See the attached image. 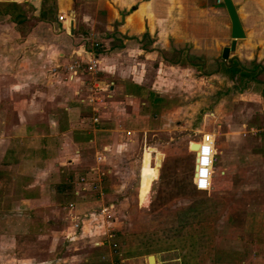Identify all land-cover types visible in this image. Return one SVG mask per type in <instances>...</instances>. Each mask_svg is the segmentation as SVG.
I'll list each match as a JSON object with an SVG mask.
<instances>
[{
	"label": "crops",
	"instance_id": "obj_1",
	"mask_svg": "<svg viewBox=\"0 0 264 264\" xmlns=\"http://www.w3.org/2000/svg\"><path fill=\"white\" fill-rule=\"evenodd\" d=\"M233 2L246 37L238 41L226 62L236 60L250 71H261V77L264 74V0ZM61 15L64 21L59 20ZM3 33H9L8 38ZM93 42L98 46L92 48ZM230 42L231 21L223 1L218 0H0V58L6 66L0 74V83L6 75L15 76L14 89L2 85L7 88H2L8 92L7 96L29 92L32 97L25 104L15 106V116L6 113L5 108L0 111V228L6 231L8 225L13 227L9 222H15L16 230L21 226L24 235L50 236L53 248L46 262H42L45 264H151L150 255L156 258L154 264H165L169 262L164 260L167 253H199L193 234L160 237L158 241L151 237L135 250L119 249L116 243L109 245L108 250L104 248L108 240H100L93 242L94 248L88 251L68 253L76 248L73 247L74 237L80 235L85 241L92 237V231L86 225L73 227L74 209L69 205L74 202L72 199L68 202L66 189L71 188V183L74 187L76 179L84 176L82 172L86 168L81 167L78 160L87 154L85 151L92 144L93 159L98 152L105 157L103 164L94 160L93 166L102 164L105 170L94 168L95 178L90 180H97L102 170L103 184L107 174L117 172L128 146L120 137L128 136L131 141L141 131L136 125V116L132 121L128 119L120 104L137 99L143 106L139 112L144 114L143 118L149 117L145 112L149 110L148 103L140 93L123 94V87L131 84L134 90L140 87L142 91L156 93L151 83L147 85L152 75L150 61L153 57L167 69L177 66L175 70H184L187 67L178 66L176 62L182 60L185 50H188L185 55L191 59L204 56L211 62L225 61L221 57L222 50ZM79 58L96 59V75H88L84 67L79 71L81 76L70 80L66 67ZM255 62L261 64L263 70L254 65ZM93 84L102 89L103 106L99 109L101 121L95 129L89 126L94 113L86 100ZM160 85L166 84L161 81ZM81 89L84 92L79 93ZM167 90L163 87L161 93ZM161 93L157 95L166 98ZM5 103H8L6 99L0 105ZM101 137L106 139L104 146L101 142L98 144ZM68 146L73 150L64 151ZM192 146H197L194 151H198L199 141L191 142ZM100 147L107 152L100 151ZM190 152V181L194 186L195 153ZM64 156L70 158L61 162ZM55 159L50 169L47 168ZM46 168L48 172L46 170L44 178L40 179L38 171ZM177 186L184 187L180 183ZM30 203L41 206L33 208ZM77 207L76 204L78 216L86 222L89 218H84L85 212ZM59 208L66 209L67 213L61 228L53 231L56 225L53 216ZM118 231L116 238L120 237ZM185 238L189 243L183 241ZM186 243L189 248L176 249ZM20 262L24 264L26 260Z\"/></svg>",
	"mask_w": 264,
	"mask_h": 264
},
{
	"label": "rangeland",
	"instance_id": "obj_2",
	"mask_svg": "<svg viewBox=\"0 0 264 264\" xmlns=\"http://www.w3.org/2000/svg\"><path fill=\"white\" fill-rule=\"evenodd\" d=\"M3 34L8 38L9 33ZM201 58L202 63L206 61L207 64L197 72L189 65L197 61L189 57L184 58L189 62L184 70H175L177 66L167 69L153 57L150 61L152 75L148 77L147 85L151 83L156 93L145 92V89L142 91L140 87L134 90L131 84L123 87V94L133 91L140 93L148 103L149 110L145 112L149 117L143 118L144 114L139 112L143 107L142 102L137 99L135 102L125 100L121 103L128 119L136 116V125L141 131L131 141L128 136L120 137L121 142L128 145L127 153H124L117 172L111 167L113 174H107V189L102 184V196L99 197L94 191H86L80 199L74 195L73 183L71 188L66 189L68 202L73 198L71 202L77 203L80 212H85L84 218H89L80 224L75 218L73 227L77 229L86 225L92 231V237L88 240H82L80 235L74 237L73 247L76 248L68 253L88 251L94 248L93 242L100 240H108L110 244L104 245L108 250L109 245L114 243L119 249L126 247L135 250L151 237L158 241L160 237L193 234L195 244L200 248L199 253H167L164 260L169 262L165 264H178V261L179 264H264V83L243 84L240 77L232 80L225 75H206L207 71L213 73L214 62L204 56ZM5 67L0 58V74ZM78 75L81 76V72L75 76ZM259 78L264 82V74ZM15 79V76L6 75L3 83H0V104L5 99L8 102L0 105V111L5 108L4 111L12 116H15V106H21L32 98L29 92L7 96L8 92L4 91L7 88L2 85L14 89ZM161 81L166 84L163 87L169 89L166 93H161ZM157 93L166 98L154 100L153 95ZM155 116L158 119L155 120ZM90 122L89 126L95 129L97 124L92 120ZM208 133L216 135L215 172L210 192L197 194L190 181L189 167L192 164L188 154H192L189 151L197 147L192 146L190 150L191 142L200 141L203 134ZM101 138L98 144L101 142L104 146L106 139ZM101 149L107 152L104 147ZM197 149H200V143ZM68 150L72 151V146L64 151ZM93 150L92 144L85 151L87 154L78 160V164L86 168L81 174L89 180L95 178V169L99 166H93L94 160L97 163L96 158L101 154L95 152L93 159ZM66 157H62L61 162ZM54 162L56 159L50 161L47 168L50 169ZM47 168L38 171L41 172L40 179L44 178ZM102 170L99 172L100 178ZM183 182L186 191L181 192L177 184L182 185ZM30 206L38 208L41 205L36 206L35 203ZM107 207H111L109 213L102 214L101 210ZM66 213L64 208L56 209L53 231L61 228ZM46 215L43 214L44 217ZM78 215L80 213L74 209L72 217ZM9 224L13 227L8 225L6 231L0 228V264H21V259L26 260L24 264H34V261L45 264L42 262H46L53 248L50 236L39 237L37 233L24 235L21 226H17L19 229L16 230L15 222ZM117 231L118 238L115 235ZM183 241L188 242L187 238ZM186 247L189 248L187 243L176 249L184 250ZM143 259L145 263L147 256ZM155 262L156 258L152 257L150 263Z\"/></svg>",
	"mask_w": 264,
	"mask_h": 264
},
{
	"label": "built area",
	"instance_id": "obj_3",
	"mask_svg": "<svg viewBox=\"0 0 264 264\" xmlns=\"http://www.w3.org/2000/svg\"><path fill=\"white\" fill-rule=\"evenodd\" d=\"M222 0H218V2H221ZM60 21H64L65 17L63 15L59 16ZM98 46L96 42H93L92 48H95ZM94 52V51H93ZM97 65L98 62L96 59H89L88 61H85L81 58L73 60L69 65L66 67L67 75H69V79H74L77 72L81 71L86 68V71L88 75L94 76L96 75L97 71ZM88 90V87H87ZM101 91L102 89L97 87L96 84H93L88 91L87 95V102L91 105L93 116L91 117V120L93 123L98 124L99 121H101L99 117V109L103 107L101 105L102 103V97H101ZM84 92V89H81L79 91ZM200 149L198 151H195V174H194V180L193 185L194 187L202 192H209L212 188V180L213 175L215 172V162H216V135L215 134H203L200 141ZM97 163L100 164L103 161H105V157L100 154L97 156ZM102 187V179L99 177L95 181H90L86 176H80L78 179H76V182L74 183L75 188V196L80 199L82 197L83 193L86 191H94L99 197L102 196V193L100 192V189ZM88 189V190H87ZM78 191V192H77ZM77 203H70V208L73 210L75 209ZM111 207L103 208L101 210L102 214L109 213V210ZM76 222H81L80 216H76ZM78 227V225H76ZM79 228V227H78Z\"/></svg>",
	"mask_w": 264,
	"mask_h": 264
},
{
	"label": "trees",
	"instance_id": "obj_4",
	"mask_svg": "<svg viewBox=\"0 0 264 264\" xmlns=\"http://www.w3.org/2000/svg\"><path fill=\"white\" fill-rule=\"evenodd\" d=\"M184 53L186 54V52H184ZM185 54L182 56V60H179L178 62H176L177 64H180L183 67H187L188 66L187 64H189V62L187 60H184V58L187 57ZM192 60H196L197 62H193L192 61V63H190L189 65L192 66L193 68H196L197 71L202 70L201 68H203L207 64L206 61L204 63H202V61H203L202 58H201V60L199 58H194ZM198 63H201V65H199ZM254 65L261 66V64H258V63L256 64V62H255ZM213 67H212L213 68V73L210 72V71H207L206 75H212V74L226 75L227 78H231L232 80L233 79L237 80L240 77L241 82H243V84H248L250 82L251 83L252 82L261 83V84L264 83L263 80H259L260 79L259 78V76H260L259 72H261V71H259L258 73H256V71H250V69L248 70L247 68L243 67L242 64L240 62L236 61V60L229 61V64L226 61L215 60ZM261 67H262V70H263V66H261ZM258 69H260V68L258 67ZM262 95L264 96V92H263ZM153 98H154V100H158V98H159V101L162 100L159 96H157V94H154ZM160 177L162 179V177H163L162 172H161ZM107 179L108 178L106 176H105V178H103V185H104V187L106 189H107V186H106L107 183L106 182H108ZM183 184H184V182L182 183V185ZM193 188H194V190H196V192L199 191L194 186H193ZM178 189L181 192L186 191L185 187H180ZM72 194L73 193L71 192V195ZM72 197H73V195H72Z\"/></svg>",
	"mask_w": 264,
	"mask_h": 264
},
{
	"label": "water",
	"instance_id": "obj_5",
	"mask_svg": "<svg viewBox=\"0 0 264 264\" xmlns=\"http://www.w3.org/2000/svg\"><path fill=\"white\" fill-rule=\"evenodd\" d=\"M223 4L227 10V13L229 15L230 21H231V42L228 46L224 47L222 50V54L221 57L223 60H228L229 59V55L231 52H234L236 47H237V43L239 40H242L246 37V33L245 30L243 28L241 19L239 17L237 8L233 2V0H222ZM71 24V32H73L72 28H73V22L70 23ZM191 148V146H190ZM195 152V151H193ZM154 257L153 255L149 256V262L151 260V258Z\"/></svg>",
	"mask_w": 264,
	"mask_h": 264
}]
</instances>
